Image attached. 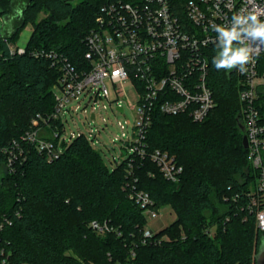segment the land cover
<instances>
[{"label":"trees","instance_id":"obj_1","mask_svg":"<svg viewBox=\"0 0 264 264\" xmlns=\"http://www.w3.org/2000/svg\"><path fill=\"white\" fill-rule=\"evenodd\" d=\"M75 1L0 0V264H255L264 235L245 207L255 174L242 146L238 87L228 70L214 68L216 49L209 55L215 107L207 118L156 114L146 135L148 155L164 152L182 167L177 183L148 156L132 160L133 177L129 158L110 169L83 137L51 161L32 148L15 150L7 168L13 141L36 115L53 110L59 70L33 53L54 51L83 66L84 38L109 0ZM39 12L45 17L37 21ZM27 25L24 52H12ZM256 106L264 119V92ZM133 190L146 192L155 210L169 207L175 220L145 238L147 221L129 197ZM92 221L112 231L97 233Z\"/></svg>","mask_w":264,"mask_h":264},{"label":"built area","instance_id":"obj_2","mask_svg":"<svg viewBox=\"0 0 264 264\" xmlns=\"http://www.w3.org/2000/svg\"><path fill=\"white\" fill-rule=\"evenodd\" d=\"M249 11L261 13L264 20V0H185L182 7L178 0H109L84 38L83 66L74 67L54 51L33 53L52 60V66L59 70L51 88L53 110L49 115H36L19 140L13 141L7 168L12 170L17 159L15 150L21 154L24 147L32 148L51 161L67 144L83 137L99 152L116 151L118 147L120 154L112 156L111 162L129 158L127 176L133 177V159L148 156L166 180L177 183L182 167L174 157L158 150L147 154L146 135L153 118L156 114H186L196 123L207 118L215 107L209 84V55L216 49L211 24L228 25L233 15ZM252 47L248 71L228 72L238 87L247 157L255 174V188L247 193L245 207L254 214L257 231L264 235V119L256 106L264 92V71L259 70L264 44L253 42ZM10 50L15 49L10 46ZM126 88L133 89L137 96L136 104L130 107L134 123L116 121L119 133L110 140L111 147L100 145L96 133L101 129H90L87 135L65 133L71 113L81 111L88 126L97 116L106 126L104 114L108 110L123 114L121 99L126 98ZM129 197L142 209L146 221L148 216L157 217L158 210L152 208L146 192L133 190ZM4 222L11 224L7 218ZM89 227L97 233L112 231L106 222L92 221ZM153 234L147 224L144 237Z\"/></svg>","mask_w":264,"mask_h":264},{"label":"rangeland","instance_id":"obj_3","mask_svg":"<svg viewBox=\"0 0 264 264\" xmlns=\"http://www.w3.org/2000/svg\"><path fill=\"white\" fill-rule=\"evenodd\" d=\"M77 0L75 1V3ZM45 17V14L43 12H39L37 15V21L43 19ZM2 21H0L1 23ZM4 23V21H3ZM32 32V27L30 25H27L19 34L17 39L11 44L12 49H24L25 44L27 43L29 36ZM109 87L110 92L112 93V88L109 84H107ZM126 98L121 99L122 105L125 109L123 114H116L113 113L111 110H108L104 117L106 118V126L103 125L101 122V119L99 116H97L96 121L94 123H91L89 126L87 124V118H85V115L79 111L78 113H71V115H67V123L65 124V133H83L84 135H87L90 131V129L94 130H100L99 133H96L97 139L100 141V145L111 147L112 144L110 140L119 133L117 127H116V121H124L127 120L130 124L134 123V111L130 109L131 106L136 104L137 96L133 89L126 88ZM100 154L103 158L104 163L106 166L110 169H112L115 166V163L111 162V157L114 155H119L120 152L118 151V147H116V151L103 149L100 151ZM175 220V214L169 207H163L157 211V217L152 218L148 216L147 218V224L149 226V229L156 232L160 229L168 226L170 223H172ZM254 261L255 264H264V240H262L258 251L254 255Z\"/></svg>","mask_w":264,"mask_h":264},{"label":"clouds","instance_id":"obj_4","mask_svg":"<svg viewBox=\"0 0 264 264\" xmlns=\"http://www.w3.org/2000/svg\"><path fill=\"white\" fill-rule=\"evenodd\" d=\"M262 14L249 11L235 14L228 25L211 24L216 33V55L212 64L216 70L248 71L252 59L253 42L264 44Z\"/></svg>","mask_w":264,"mask_h":264},{"label":"water","instance_id":"obj_5","mask_svg":"<svg viewBox=\"0 0 264 264\" xmlns=\"http://www.w3.org/2000/svg\"><path fill=\"white\" fill-rule=\"evenodd\" d=\"M239 128L241 129L242 133H243V137H242V146L244 149H246L247 147V142H246V137H245V134H244V127L242 125V123L239 124Z\"/></svg>","mask_w":264,"mask_h":264}]
</instances>
